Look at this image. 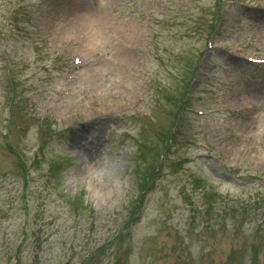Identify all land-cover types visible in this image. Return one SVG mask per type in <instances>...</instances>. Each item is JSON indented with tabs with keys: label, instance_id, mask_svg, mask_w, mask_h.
<instances>
[{
	"label": "rangeland",
	"instance_id": "rangeland-1",
	"mask_svg": "<svg viewBox=\"0 0 264 264\" xmlns=\"http://www.w3.org/2000/svg\"><path fill=\"white\" fill-rule=\"evenodd\" d=\"M99 1L0 0V264H264L260 0Z\"/></svg>",
	"mask_w": 264,
	"mask_h": 264
},
{
	"label": "bare ground",
	"instance_id": "bare-ground-1",
	"mask_svg": "<svg viewBox=\"0 0 264 264\" xmlns=\"http://www.w3.org/2000/svg\"><path fill=\"white\" fill-rule=\"evenodd\" d=\"M93 37H94V42H98V32L97 33H93ZM89 191H94L93 189H91V188H87Z\"/></svg>",
	"mask_w": 264,
	"mask_h": 264
}]
</instances>
